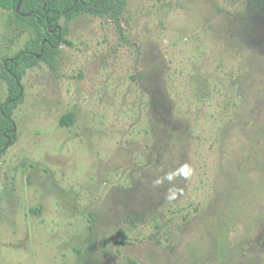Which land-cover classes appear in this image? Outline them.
<instances>
[{
  "label": "rangeland",
  "instance_id": "rangeland-1",
  "mask_svg": "<svg viewBox=\"0 0 264 264\" xmlns=\"http://www.w3.org/2000/svg\"><path fill=\"white\" fill-rule=\"evenodd\" d=\"M61 23L0 160V264H264V0ZM20 30L0 10V68Z\"/></svg>",
  "mask_w": 264,
  "mask_h": 264
},
{
  "label": "trees",
  "instance_id": "trees-1",
  "mask_svg": "<svg viewBox=\"0 0 264 264\" xmlns=\"http://www.w3.org/2000/svg\"><path fill=\"white\" fill-rule=\"evenodd\" d=\"M128 0H0V10L11 12L21 32L30 31L25 47L1 64L0 79L8 85V98L0 109V160L18 138L15 108L23 101V77L39 60L56 69L60 45H71L62 20L90 14L118 19ZM73 115L61 119L63 126L73 122Z\"/></svg>",
  "mask_w": 264,
  "mask_h": 264
}]
</instances>
